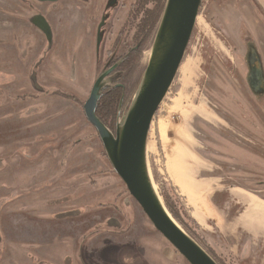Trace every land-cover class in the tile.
<instances>
[{"label": "rangeland", "instance_id": "rangeland-1", "mask_svg": "<svg viewBox=\"0 0 264 264\" xmlns=\"http://www.w3.org/2000/svg\"><path fill=\"white\" fill-rule=\"evenodd\" d=\"M134 1L0 0V264H188L130 197L83 112L112 64L104 87L125 75L140 84L157 29L136 69L121 70L135 49ZM257 28L246 0H202L148 135L155 194L219 264H264L262 230L244 220L264 206V90L249 88L246 57L264 49Z\"/></svg>", "mask_w": 264, "mask_h": 264}, {"label": "water", "instance_id": "water-1", "mask_svg": "<svg viewBox=\"0 0 264 264\" xmlns=\"http://www.w3.org/2000/svg\"><path fill=\"white\" fill-rule=\"evenodd\" d=\"M38 1L55 3L58 0ZM201 1L166 0L137 92L122 123L117 125L115 134L107 130L95 114L104 79L113 72L114 67L95 80L90 95L83 104V112L88 123L97 132L113 171L154 230L188 264H217L168 214L155 194L146 160V143L151 123L179 70ZM32 24L46 37L51 36L50 28L43 16L34 17ZM254 54L259 59L257 53ZM259 76L262 77L260 65ZM257 90H264L263 78L259 79Z\"/></svg>", "mask_w": 264, "mask_h": 264}, {"label": "trees", "instance_id": "trees-1", "mask_svg": "<svg viewBox=\"0 0 264 264\" xmlns=\"http://www.w3.org/2000/svg\"><path fill=\"white\" fill-rule=\"evenodd\" d=\"M165 3L166 0H135L130 6L128 18L133 24L132 43L135 49L131 48L128 55L124 56L121 70H129L131 74V67L136 69L135 62L139 59L135 57L136 53L138 55L141 48L143 49L146 43L151 42L153 33H155L160 22ZM128 79L129 75H125L119 82H114L106 87L103 86L97 103L96 117L112 134H115L117 125L123 121L139 86V83L130 85ZM53 94L67 99L69 97L58 92ZM161 196L167 212L182 226L175 207L176 203L162 192ZM209 255L211 256L210 253ZM211 257L219 264L213 256Z\"/></svg>", "mask_w": 264, "mask_h": 264}, {"label": "crops", "instance_id": "crops-1", "mask_svg": "<svg viewBox=\"0 0 264 264\" xmlns=\"http://www.w3.org/2000/svg\"><path fill=\"white\" fill-rule=\"evenodd\" d=\"M248 4L249 10L253 13L255 18L257 19V22L259 24V28L253 29L252 34L257 39L261 37L264 41V0H246ZM255 38L256 45L259 44V41ZM262 44H264L262 42ZM257 55L259 59L264 60V49L257 47ZM257 208V207H256ZM252 211L254 209H251ZM248 228L251 227V224L256 226L257 229L262 230V234L264 236V206H260L258 209H256L255 212L251 215V213L246 214V219Z\"/></svg>", "mask_w": 264, "mask_h": 264}, {"label": "flooded vegetation", "instance_id": "flooded-vegetation-1", "mask_svg": "<svg viewBox=\"0 0 264 264\" xmlns=\"http://www.w3.org/2000/svg\"><path fill=\"white\" fill-rule=\"evenodd\" d=\"M36 2H38L39 3V1L38 0H35ZM59 1H61V0H58V1H56V2H59ZM55 2V3H56ZM42 3H49V2H42ZM53 3V2H52ZM37 16V15H36ZM36 16H33L31 19H30V24H31V26L32 27H34L37 31H40L37 27H35L33 24H32V20H33V18L34 17H36ZM48 23V22H47ZM103 23H104V21H103ZM48 26H49V24H48ZM50 28V27H49ZM50 32H51V29H50ZM43 34V33H42ZM44 35V34H43ZM44 37L46 38V40H47V43H50V39L52 38V34H51V36H49V38L48 37H46L45 35H44ZM249 51H248V53H247V60H248V81H249V88L253 91V93H255L256 95H262L263 93H262V91L261 90H257V85H258V83H259V79L260 78H262V77H260L259 76V62H258V58H257V56L254 54V49H252V47H250V49H248ZM116 64V63H115ZM115 64H112L111 65V67L110 68H112V67H114L115 66ZM109 68V69H110ZM116 68L117 67H115L114 68V70H113V72L112 73H114L115 72V70H116ZM111 73V74H112ZM110 74V75H111ZM109 75V76H110ZM32 79H33V77H32ZM98 135V134H97ZM112 226H116L117 224H116V221L114 220V219H112V221H111V223H110Z\"/></svg>", "mask_w": 264, "mask_h": 264}, {"label": "bare ground", "instance_id": "bare-ground-1", "mask_svg": "<svg viewBox=\"0 0 264 264\" xmlns=\"http://www.w3.org/2000/svg\"><path fill=\"white\" fill-rule=\"evenodd\" d=\"M148 150H149V141H147L146 143V152H148Z\"/></svg>", "mask_w": 264, "mask_h": 264}]
</instances>
